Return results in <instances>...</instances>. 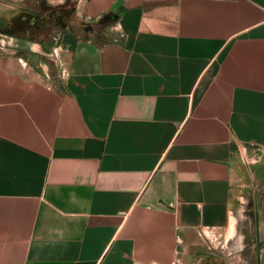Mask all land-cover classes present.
I'll return each mask as SVG.
<instances>
[{"label":"crops","instance_id":"obj_1","mask_svg":"<svg viewBox=\"0 0 264 264\" xmlns=\"http://www.w3.org/2000/svg\"><path fill=\"white\" fill-rule=\"evenodd\" d=\"M67 2L0 33V264H264V0Z\"/></svg>","mask_w":264,"mask_h":264},{"label":"trees","instance_id":"obj_2","mask_svg":"<svg viewBox=\"0 0 264 264\" xmlns=\"http://www.w3.org/2000/svg\"><path fill=\"white\" fill-rule=\"evenodd\" d=\"M72 13L73 4L69 5L68 2L54 7L44 4L40 12H18L6 18L0 17V33L39 39L61 31L68 40L63 39V43L71 47L79 37L87 35L80 30L88 25L80 22Z\"/></svg>","mask_w":264,"mask_h":264},{"label":"rangeland","instance_id":"obj_3","mask_svg":"<svg viewBox=\"0 0 264 264\" xmlns=\"http://www.w3.org/2000/svg\"><path fill=\"white\" fill-rule=\"evenodd\" d=\"M22 3V2H21ZM21 9V10H20ZM19 9L18 12H40L43 9V3L42 0H23L22 3V7ZM26 10V11H23ZM60 33H56L55 35V39L57 44H65V42L63 43V39L64 41H68L67 38L61 33V31H59Z\"/></svg>","mask_w":264,"mask_h":264}]
</instances>
